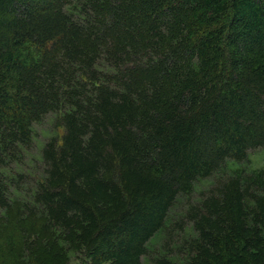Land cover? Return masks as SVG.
Returning <instances> with one entry per match:
<instances>
[{
  "label": "trees",
  "instance_id": "trees-1",
  "mask_svg": "<svg viewBox=\"0 0 264 264\" xmlns=\"http://www.w3.org/2000/svg\"><path fill=\"white\" fill-rule=\"evenodd\" d=\"M49 114L63 133L12 199ZM260 147L264 0H0V264H142L179 195ZM184 213L153 264H264V166Z\"/></svg>",
  "mask_w": 264,
  "mask_h": 264
},
{
  "label": "rangeland",
  "instance_id": "rangeland-1",
  "mask_svg": "<svg viewBox=\"0 0 264 264\" xmlns=\"http://www.w3.org/2000/svg\"><path fill=\"white\" fill-rule=\"evenodd\" d=\"M55 115L49 114L40 123L33 125V146L31 150L25 153L23 166L12 165L9 176L16 184H12L11 191L13 193L12 199L15 198L21 201H28L30 193L33 189L32 182L37 179V175L34 171H37V167L41 161V147L43 143L50 136L61 137L63 128L54 126ZM264 166V147L249 150L247 152L246 159L243 162L227 161L222 169L215 172L209 177L197 179L192 186V190L189 194L179 195L176 201L173 203L165 224L161 230H159L147 243L146 254L142 257V264H153V259L157 257H168L177 260L180 256L176 254L178 245L183 238H188L193 235L190 224L183 217L185 210L189 203L197 202L202 194L211 189L216 181L221 178H226L232 175L235 171L244 170L250 171L253 169L261 168ZM8 169V168H6ZM13 172V173H12ZM30 173L26 176L23 182L17 181L16 174L18 173ZM16 185H19V191L15 190ZM183 218V221L180 219ZM182 223V229L175 225L176 223ZM172 233V236H169ZM0 248H5V241L0 240ZM70 264H81V257L77 254L69 253Z\"/></svg>",
  "mask_w": 264,
  "mask_h": 264
}]
</instances>
